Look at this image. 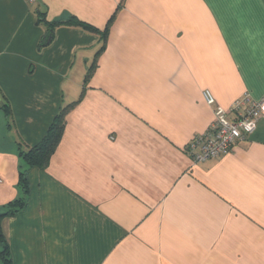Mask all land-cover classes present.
<instances>
[{"label":"crops","instance_id":"1","mask_svg":"<svg viewBox=\"0 0 264 264\" xmlns=\"http://www.w3.org/2000/svg\"><path fill=\"white\" fill-rule=\"evenodd\" d=\"M37 11L97 33L62 26L40 48ZM206 91L230 121L264 98V0H0V214L21 169L29 183L2 223L13 264H264V119L195 164ZM70 105L48 165L26 168L17 142Z\"/></svg>","mask_w":264,"mask_h":264},{"label":"trees","instance_id":"2","mask_svg":"<svg viewBox=\"0 0 264 264\" xmlns=\"http://www.w3.org/2000/svg\"><path fill=\"white\" fill-rule=\"evenodd\" d=\"M39 17V24H44L47 27V32L41 41L40 48L49 46L53 39L55 30L59 27H81L90 32H96L97 30L75 18L65 19L57 22L49 23L46 21L45 15L37 11ZM102 36V40H103ZM73 105L63 108L58 116L56 117L53 125L48 131L46 137L41 143L35 147H29L22 141L17 142V148L19 156L22 158L26 165V168H40L44 169L56 150L59 142L61 141L62 135L65 129L66 116L72 109ZM0 110L5 114L6 118L9 119L10 123L13 121V114L10 103L0 93ZM19 183L23 192V197L11 203L5 212L0 214V263L1 264H13V258L9 246V242L3 230V220L8 217H13L21 212L27 205V198L29 195V183L27 178V169H21Z\"/></svg>","mask_w":264,"mask_h":264},{"label":"built area","instance_id":"3","mask_svg":"<svg viewBox=\"0 0 264 264\" xmlns=\"http://www.w3.org/2000/svg\"><path fill=\"white\" fill-rule=\"evenodd\" d=\"M204 96L207 104L215 107V120L205 134L196 137L187 146V153L195 164L228 155L238 143L248 139L259 121L264 119V98L256 102L246 98L236 103L230 112H235L237 116L230 121L227 111L216 107V101L209 91Z\"/></svg>","mask_w":264,"mask_h":264}]
</instances>
